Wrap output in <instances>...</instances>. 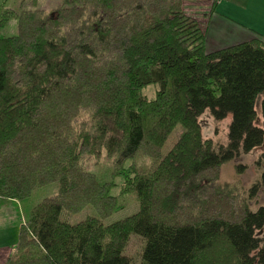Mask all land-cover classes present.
<instances>
[{
    "label": "trees",
    "instance_id": "obj_1",
    "mask_svg": "<svg viewBox=\"0 0 264 264\" xmlns=\"http://www.w3.org/2000/svg\"><path fill=\"white\" fill-rule=\"evenodd\" d=\"M10 1L0 0V201L53 184L57 193L29 210L5 264H136L124 254L133 235L139 264H264V206L211 213L200 184L264 143V41L212 48L231 22L221 0L199 14L193 0H60L47 14L40 0ZM12 21L15 33L1 35ZM206 112L229 119L225 146L203 141ZM103 152L119 168L140 152L150 161L117 173L118 197L134 193L138 210L109 225L123 208L112 184L81 167ZM261 187L264 169L250 193ZM86 208L74 225L61 216Z\"/></svg>",
    "mask_w": 264,
    "mask_h": 264
},
{
    "label": "rangeland",
    "instance_id": "obj_2",
    "mask_svg": "<svg viewBox=\"0 0 264 264\" xmlns=\"http://www.w3.org/2000/svg\"><path fill=\"white\" fill-rule=\"evenodd\" d=\"M20 1L21 0H11L8 5L15 6V9H17V3ZM210 1L211 0H193L191 3H187L188 5H192V7H189L188 9H192V13L197 11L199 14L201 11H204V4L206 2L210 3ZM236 1L238 6H236ZM236 1H221L222 5L220 6V10L227 5L228 7L231 5V7L237 9L236 16L238 15V20H235V22H238V24L240 23L241 25L235 26L232 22L227 21L228 24H231V27L235 26L234 29H236L237 35L248 38L245 40H249L253 36H259L264 39V2H262V7H258L253 3L250 5V1L248 0ZM59 2L60 0H40L37 9H43L47 14L55 10ZM247 3L248 6L246 5ZM189 12L187 11V13ZM213 23L218 28L223 24L221 23L218 26L216 25L217 22L213 21ZM231 27H228V29L226 27H221V30H225V34L231 33ZM15 31L16 26L12 21L1 31V35L10 36L14 34ZM225 44L229 45L231 43L226 41ZM157 90L158 86L151 85L143 90L142 95L151 99ZM259 104L260 98L257 99L255 106L258 113L260 111ZM86 119V114H82L78 118L79 122L86 121ZM228 123L229 119L215 122L207 112L204 113L199 119L203 141H209L215 149H218L220 146H225ZM256 124L264 130V121H262L260 117H257ZM181 132L182 130L180 128H176L172 133L165 144L163 155L177 140ZM263 150L264 143L262 147L235 160L224 163L216 170L208 172L200 178V184L203 188L204 194L203 205L207 202V206L210 207L211 213L214 211L225 212L226 214H229V219H234L239 216L240 212L244 209L254 212L259 207L264 206V187L259 188L253 194L250 193L252 186L259 181L261 172L264 169V160L260 158ZM149 163L150 161L142 155V152H140L134 160L124 163L119 168L114 164V160L108 158L103 152L97 159H84L81 162V167L84 170L93 173L101 182L111 183L112 187L110 195L118 197L123 182L122 176L116 177L117 173L120 172V169L122 172L128 170L139 171L147 168ZM56 193L57 185L53 184L35 191L30 199L23 202L0 201V264H5L7 258L11 256L10 252L18 239L19 227L28 215L29 210L42 199L53 196ZM118 204L123 208L106 219L103 222L104 225L123 220L135 214L138 210L135 194L131 192L128 194H120L118 197ZM91 215L92 210L86 208L76 215L62 213L61 216L68 223L74 225ZM141 248L142 242L140 238L133 235L128 241L124 254L131 257L136 264H139Z\"/></svg>",
    "mask_w": 264,
    "mask_h": 264
},
{
    "label": "crops",
    "instance_id": "obj_3",
    "mask_svg": "<svg viewBox=\"0 0 264 264\" xmlns=\"http://www.w3.org/2000/svg\"><path fill=\"white\" fill-rule=\"evenodd\" d=\"M221 1H220L219 5L217 7V11L219 10L218 13L220 15H222L223 18L226 17L227 19L231 20V22L233 21L234 23H236L235 26L241 25L240 23L238 24V22H235V20H238V15L236 16L237 9L236 8L234 9V7H231V5H230V7H228V5H227L226 7L224 6V8L220 10V8H221L220 6L222 5ZM248 1H250V5H252V3H253V4L257 5L258 7H262L263 6L262 2H264V0H248ZM248 3L246 4L247 6H248ZM236 6H238L237 1H236ZM224 20H226V19H224ZM223 24H225L224 28L226 27L227 29H228V27L230 28L232 26L231 24H228V23H223ZM215 28H217V26ZM231 28H232V32L231 33H226V34L224 33L225 30H221L220 29L219 36H220V38H222L220 40V42L219 41H215V42H211L210 41L211 45H210V43H209V45L212 48H215V47H218L217 45H220V44L227 45V44H225L226 41H228V43H234V42L236 43L238 41H246L245 39H248V38H244L243 36L240 37V35L236 34V29H234V27H231ZM261 39L264 41L263 38H261ZM219 47H222V46H219Z\"/></svg>",
    "mask_w": 264,
    "mask_h": 264
}]
</instances>
